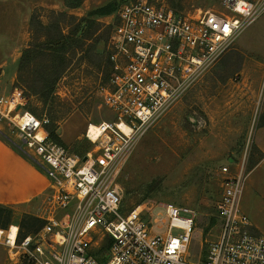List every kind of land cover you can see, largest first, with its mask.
Listing matches in <instances>:
<instances>
[{
  "label": "built area",
  "instance_id": "2783aa9c",
  "mask_svg": "<svg viewBox=\"0 0 264 264\" xmlns=\"http://www.w3.org/2000/svg\"><path fill=\"white\" fill-rule=\"evenodd\" d=\"M221 5L231 17L218 11L189 16L149 0L124 3L114 12L105 45L110 76L102 88L114 119L86 126L83 136L96 145L93 153L77 156L49 139V119L30 112L21 91L0 94V123L16 127L20 142L38 157L40 163L33 161L49 179L56 212L39 232L21 239L17 227L0 228V242L22 257V264H264V235L238 204L242 166L222 180L217 234L210 241L198 231V213L189 207L142 203L123 210L111 171L232 46L241 26L234 14L251 23L264 0ZM221 173L229 174L228 167Z\"/></svg>",
  "mask_w": 264,
  "mask_h": 264
},
{
  "label": "rangeland",
  "instance_id": "374dc122",
  "mask_svg": "<svg viewBox=\"0 0 264 264\" xmlns=\"http://www.w3.org/2000/svg\"><path fill=\"white\" fill-rule=\"evenodd\" d=\"M18 1L0 0L1 95L15 91L13 84L7 88L10 66L16 62L17 70L20 53L30 41L29 28L27 42L13 41L19 37L21 11ZM130 1L133 0L41 1L44 16H48L47 10H54L85 17L97 8L112 4L110 14L92 17L99 22L98 55L83 52L68 57V69L54 87L56 99L43 105L34 96L25 105L40 119H51L54 112H63L64 118L53 130V135L62 141L68 152L77 156L97 150L96 145L83 136L86 126L114 119L102 95V88L107 86L110 76L105 45L111 33L112 15ZM149 1L194 17L206 11L232 16L221 5L222 0ZM249 1L261 4V0ZM234 15L241 19V26L232 46L187 86L171 108L111 169L116 173L114 183L122 194L123 210L142 203L189 207L198 213V231L208 241L217 234L215 208L222 180L235 174L241 166L239 208L256 232L264 235V157L254 142V134H264V129H260L264 127V9L251 23ZM43 22L46 23V19L43 18ZM0 133L27 157L40 163L38 157L20 142L16 127L0 123ZM47 137L51 139L48 132ZM68 141L73 142L67 145ZM223 166L228 167L229 174L221 173ZM55 213L47 192L28 203L0 205V228L17 227L21 239L39 232ZM191 252L195 255L197 250ZM0 264H22V257L13 256L9 247L0 242Z\"/></svg>",
  "mask_w": 264,
  "mask_h": 264
},
{
  "label": "trees",
  "instance_id": "16d2710c",
  "mask_svg": "<svg viewBox=\"0 0 264 264\" xmlns=\"http://www.w3.org/2000/svg\"><path fill=\"white\" fill-rule=\"evenodd\" d=\"M111 6V3L106 4L85 17L54 10H47L48 16H44V8L33 9L28 23L30 41L20 53L13 88L21 91L26 100L35 96L43 105L52 103L56 99L54 87L70 64L68 57L83 52L93 53L95 57L98 55L96 46L100 41L97 38L99 22L92 17L110 14ZM177 9L182 10V7ZM28 110L36 115L34 111ZM63 118V112H54L45 126L52 141L61 145L62 141L53 135V130Z\"/></svg>",
  "mask_w": 264,
  "mask_h": 264
},
{
  "label": "crops",
  "instance_id": "0c3cea01",
  "mask_svg": "<svg viewBox=\"0 0 264 264\" xmlns=\"http://www.w3.org/2000/svg\"><path fill=\"white\" fill-rule=\"evenodd\" d=\"M6 1L12 3L14 0ZM41 1H18L21 11L19 37L16 36L13 41L19 42L20 44L27 42L29 38L28 23L31 12L36 7H44ZM10 68L11 71L7 88H11L15 81L16 62L11 63ZM260 129L263 131L264 127ZM72 142L68 141L66 144L68 145ZM254 142L264 157V134H254ZM262 163H264V158ZM49 185V179L39 166L20 149L14 147L0 133V205L14 206L39 199L45 193L49 192Z\"/></svg>",
  "mask_w": 264,
  "mask_h": 264
},
{
  "label": "bare ground",
  "instance_id": "6f19581e",
  "mask_svg": "<svg viewBox=\"0 0 264 264\" xmlns=\"http://www.w3.org/2000/svg\"><path fill=\"white\" fill-rule=\"evenodd\" d=\"M91 126H93V125H95V124H90ZM15 226H13V229H12V232H14L15 231Z\"/></svg>",
  "mask_w": 264,
  "mask_h": 264
},
{
  "label": "water",
  "instance_id": "95a60500",
  "mask_svg": "<svg viewBox=\"0 0 264 264\" xmlns=\"http://www.w3.org/2000/svg\"><path fill=\"white\" fill-rule=\"evenodd\" d=\"M85 159H86V158L84 157V158H83V161H84Z\"/></svg>",
  "mask_w": 264,
  "mask_h": 264
}]
</instances>
